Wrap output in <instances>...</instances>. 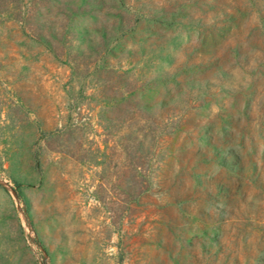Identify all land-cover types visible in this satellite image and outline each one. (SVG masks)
Returning a JSON list of instances; mask_svg holds the SVG:
<instances>
[{
	"label": "rangeland",
	"instance_id": "obj_1",
	"mask_svg": "<svg viewBox=\"0 0 264 264\" xmlns=\"http://www.w3.org/2000/svg\"><path fill=\"white\" fill-rule=\"evenodd\" d=\"M0 264H264V0H0Z\"/></svg>",
	"mask_w": 264,
	"mask_h": 264
}]
</instances>
